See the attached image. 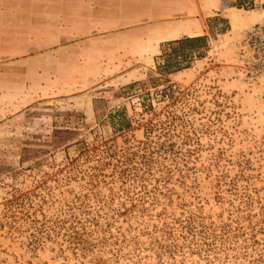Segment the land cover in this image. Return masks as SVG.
<instances>
[{"label": "rangeland", "instance_id": "1", "mask_svg": "<svg viewBox=\"0 0 264 264\" xmlns=\"http://www.w3.org/2000/svg\"><path fill=\"white\" fill-rule=\"evenodd\" d=\"M82 4L0 0V264H264V34Z\"/></svg>", "mask_w": 264, "mask_h": 264}, {"label": "crops", "instance_id": "2", "mask_svg": "<svg viewBox=\"0 0 264 264\" xmlns=\"http://www.w3.org/2000/svg\"><path fill=\"white\" fill-rule=\"evenodd\" d=\"M257 1L254 0L255 4ZM102 4L105 5L102 6ZM220 5L222 10H217ZM82 6L81 14L97 16L92 21H96L95 24L99 29L100 25L103 24L104 27L106 22L101 16L109 13L108 10H117L115 12L117 14H122V10H131L129 15L145 16L151 20L149 24L147 21V27L150 25L153 28L156 34L154 37L158 42L177 41L185 37H201L205 33L206 20L216 15H225L230 27L233 14L237 18L236 25L240 22L244 25H251L262 18L259 11L255 16H249L244 8H237L231 3L223 5L221 0H83ZM47 11L52 15L60 14L58 10ZM176 15H179L178 20L171 19ZM87 22H89V17Z\"/></svg>", "mask_w": 264, "mask_h": 264}, {"label": "built area", "instance_id": "3", "mask_svg": "<svg viewBox=\"0 0 264 264\" xmlns=\"http://www.w3.org/2000/svg\"><path fill=\"white\" fill-rule=\"evenodd\" d=\"M264 34V23H256L253 24V27L247 31V36L245 39V44L247 47L250 46V48H252V52L254 53V56H252V59H256V57H258L257 55V44H256V40L260 39ZM260 57V56H259ZM264 61V60H262Z\"/></svg>", "mask_w": 264, "mask_h": 264}, {"label": "trees", "instance_id": "4", "mask_svg": "<svg viewBox=\"0 0 264 264\" xmlns=\"http://www.w3.org/2000/svg\"><path fill=\"white\" fill-rule=\"evenodd\" d=\"M186 39H188V38H186ZM189 39H191V41L193 42V43H195V42H197V41H200V40H203L204 39V37H194V38H189ZM177 41H180V40H177ZM176 42V41H175ZM188 53V52H187ZM187 55V54H186ZM185 67H187V66H185ZM178 70L180 69V68H177Z\"/></svg>", "mask_w": 264, "mask_h": 264}, {"label": "bare ground", "instance_id": "5", "mask_svg": "<svg viewBox=\"0 0 264 264\" xmlns=\"http://www.w3.org/2000/svg\"><path fill=\"white\" fill-rule=\"evenodd\" d=\"M231 14V13H230ZM231 20H232V25H235V23L237 22V18L235 17V15H231Z\"/></svg>", "mask_w": 264, "mask_h": 264}]
</instances>
